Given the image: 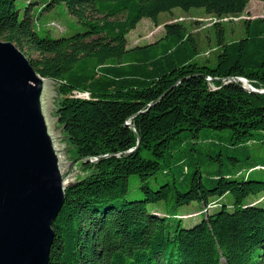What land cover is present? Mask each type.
Returning a JSON list of instances; mask_svg holds the SVG:
<instances>
[{
	"label": "trees",
	"instance_id": "1",
	"mask_svg": "<svg viewBox=\"0 0 264 264\" xmlns=\"http://www.w3.org/2000/svg\"><path fill=\"white\" fill-rule=\"evenodd\" d=\"M249 1L48 0L40 14L63 3L86 26L54 37L35 22L32 3L20 13L16 0H0V40L13 42L40 76L55 82L54 115L76 147L73 159L82 158L81 180L65 189L52 224L48 264H264V181L250 178L259 165L243 179L215 176L210 187L188 167L181 169L189 175L183 190L176 181L148 185L158 171L168 172L166 153L182 132L227 130L232 148L264 134V93L247 91L239 80L264 89V16L245 18L242 34L231 40L221 22L213 23L215 50L202 60L195 35L181 22L165 23L152 42L127 46V34L143 18L158 25V15L174 8L221 18L241 14ZM131 174L139 176V199L126 197ZM228 193L229 208L209 201ZM170 195L176 205L203 207L169 216L148 211V203Z\"/></svg>",
	"mask_w": 264,
	"mask_h": 264
},
{
	"label": "water",
	"instance_id": "2",
	"mask_svg": "<svg viewBox=\"0 0 264 264\" xmlns=\"http://www.w3.org/2000/svg\"><path fill=\"white\" fill-rule=\"evenodd\" d=\"M54 86L13 42L0 40V264L49 263L65 189L81 180L82 158L73 159L76 147L49 115Z\"/></svg>",
	"mask_w": 264,
	"mask_h": 264
},
{
	"label": "rangeland",
	"instance_id": "3",
	"mask_svg": "<svg viewBox=\"0 0 264 264\" xmlns=\"http://www.w3.org/2000/svg\"><path fill=\"white\" fill-rule=\"evenodd\" d=\"M48 0H16V5L23 13L28 3H32L31 14L38 25H48L50 32L54 37L70 36L77 32L86 30V26L76 17L70 15L63 3L56 4L53 8L40 14L42 5ZM264 16V1L250 0L245 10L239 15H229L217 18L213 15L204 13L202 9L192 8L189 11H183L174 8L171 13L162 12L158 15V25L148 19H141L136 27L127 34V46L142 45L158 39L164 33V24L170 22H181L189 31L195 35L199 48V58L212 57L215 44L213 39V23L221 22L226 30L227 39H236L242 34V21L245 18ZM53 23V24H52ZM56 96H50L52 99L51 117H55L54 110L58 98L56 86L53 90ZM58 123V122H57ZM230 133L227 130L217 131L211 128H203L198 136H193L190 132H182L178 141L171 143L170 149L166 153L165 162L167 163V173L162 169L148 179V185L156 189L160 184L177 182L181 190L184 189L183 183H188L189 175L181 169L189 168V172L198 169L200 179L207 186L212 185V178L218 175L229 174L232 177L243 179L245 171L253 166L259 165L250 173V178L264 181V134L255 135L247 142L236 145L232 148L230 143ZM184 158L182 161H180ZM235 158V159H234ZM78 168L80 170L79 162ZM241 171V174H237ZM186 172V171H185ZM80 174H82L80 170ZM182 175V177H180ZM182 178L185 180L182 181ZM139 176L131 174L128 177V192L126 197L129 200L139 199L142 192L139 187ZM262 196V193L251 194L245 201H252ZM219 199V204H225L229 208L233 203V197L230 193L221 197L212 196L209 201ZM264 205V199L260 203ZM202 203L192 201L189 204L176 205L172 195L167 200H161L147 204L148 211H158L165 216L173 212L187 214L202 209ZM217 208L210 209V212ZM203 215L191 218L181 219L182 227L192 226L195 222L202 219ZM175 220H173L174 222ZM175 223V222H174Z\"/></svg>",
	"mask_w": 264,
	"mask_h": 264
},
{
	"label": "built area",
	"instance_id": "4",
	"mask_svg": "<svg viewBox=\"0 0 264 264\" xmlns=\"http://www.w3.org/2000/svg\"><path fill=\"white\" fill-rule=\"evenodd\" d=\"M53 24V23H52Z\"/></svg>",
	"mask_w": 264,
	"mask_h": 264
}]
</instances>
